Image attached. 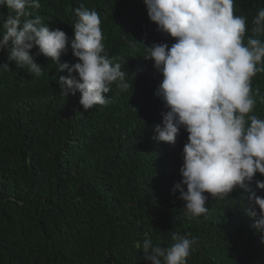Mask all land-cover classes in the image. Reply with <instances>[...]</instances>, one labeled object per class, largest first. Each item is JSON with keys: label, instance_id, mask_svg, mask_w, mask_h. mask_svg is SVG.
<instances>
[{"label": "trees", "instance_id": "1", "mask_svg": "<svg viewBox=\"0 0 264 264\" xmlns=\"http://www.w3.org/2000/svg\"><path fill=\"white\" fill-rule=\"evenodd\" d=\"M31 8L51 28L74 37V9L98 12L105 51L122 65L130 87L114 82L110 102L87 111L80 93L62 96L57 64L38 48L31 53L42 75L8 60L0 51V264H149L136 244L145 235L169 247L171 234L195 238L187 264H264V243L246 214L248 191L211 197L207 215L190 217L174 185L182 178L188 133L174 144L153 139L166 111L155 90L162 74L145 60L147 46L175 38L157 30L144 0H40ZM264 0H234L246 17L244 43ZM9 10L0 6V32ZM147 45V46H146ZM71 48L61 61L77 62ZM134 73L136 75L134 76ZM264 119V72L251 78ZM255 179L264 180L256 174ZM264 196L255 182L252 189Z\"/></svg>", "mask_w": 264, "mask_h": 264}, {"label": "clouds", "instance_id": "2", "mask_svg": "<svg viewBox=\"0 0 264 264\" xmlns=\"http://www.w3.org/2000/svg\"><path fill=\"white\" fill-rule=\"evenodd\" d=\"M149 19L157 30L175 38L147 46L145 60L162 74L155 95L166 109L154 127L153 139L174 144L181 128L188 133L183 146L181 180L174 185L190 217L207 215L211 197L223 199L234 190L250 193L246 214L264 243V196L253 192L252 183L264 190V119L252 115L256 104L251 78L264 72V40L248 37L244 43L246 17L234 15V0H144ZM9 13L3 18L0 51L8 60L36 76L41 64L31 50L38 48L58 66L60 94L80 93L79 103L87 111L110 102L106 95L115 82L126 91L130 85L121 63L105 51L101 18L97 11L81 5L74 9V37L51 28L29 9H39L40 0H0ZM252 32L264 34V8L253 19ZM71 48L77 62H62ZM7 70V63L0 64ZM134 76L136 73H134ZM169 247L153 244L145 235L137 249L149 264H187L195 238L173 232Z\"/></svg>", "mask_w": 264, "mask_h": 264}]
</instances>
